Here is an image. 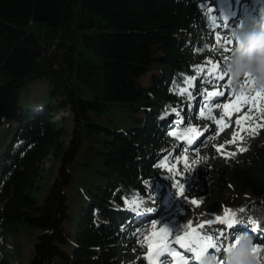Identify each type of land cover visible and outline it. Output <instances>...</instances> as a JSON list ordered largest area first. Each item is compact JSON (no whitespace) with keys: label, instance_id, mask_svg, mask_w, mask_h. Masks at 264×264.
Listing matches in <instances>:
<instances>
[{"label":"trees","instance_id":"trees-1","mask_svg":"<svg viewBox=\"0 0 264 264\" xmlns=\"http://www.w3.org/2000/svg\"><path fill=\"white\" fill-rule=\"evenodd\" d=\"M203 1L0 0V264L20 262L25 230L35 234L30 264H113L132 230L122 198L172 199L178 183L206 213L264 204L257 134L246 156L226 152L220 169L198 175L160 122L181 102L184 75L211 55L192 39L209 29ZM36 83L47 89L32 104L25 90ZM115 106L127 125L98 120ZM52 156L59 168L42 192Z\"/></svg>","mask_w":264,"mask_h":264},{"label":"rangeland","instance_id":"rangeland-1","mask_svg":"<svg viewBox=\"0 0 264 264\" xmlns=\"http://www.w3.org/2000/svg\"><path fill=\"white\" fill-rule=\"evenodd\" d=\"M210 4L215 5L214 9H210L211 12L214 13L211 17H215L214 29H218V36L223 40V37H229L230 33L234 30V24L237 19H241L242 17L251 18L253 13L254 20L261 19L262 9L264 8V0H209ZM248 2V5L245 3ZM227 9L228 14L227 18L222 15L223 10ZM257 31H259L260 35L264 37V30L257 26ZM214 38L209 37L208 42L214 41ZM227 40V39H226ZM253 58V68L264 63V58L260 57L258 54L252 56ZM227 61V62H225ZM224 64H218L214 60H210V63L201 66V69L211 68L212 65H217L219 68L224 67L229 68V70L234 72L233 58L227 57V59L222 60ZM254 72V71H253ZM249 72H245L242 75L238 76L236 79V83L233 85L231 89L234 95L242 92L245 95V92L250 88L252 89L251 94H247L242 104L235 105L236 114L234 118L227 123H222L215 125L208 133V138L206 140L205 147V156L201 157L200 154H195L193 156L184 154L183 160L185 164L190 166L193 171H197L199 175L207 174L211 172V170H218L224 164V154L227 151L230 144H233L234 152L238 155L246 156L249 152L248 147L244 144L242 140V132L245 130L247 121L250 120L252 123L259 125L260 135L258 136L257 144L260 146L264 143V118L262 116V112H264V85L261 84L258 77H251L248 74ZM199 77H202V71H198L196 74ZM249 80V82H248ZM251 80V82H250ZM4 79L0 74V85L4 83ZM191 83L186 84V92L185 90H181V93H187L189 95H193L191 92V85L194 83V80H190ZM218 85V82L216 83ZM224 86V84H223ZM244 87L243 89L241 87ZM254 86V88H252ZM46 85L43 83H36L32 85L30 88L25 90V94L30 98V102L32 104H39L45 98L46 94ZM221 92V91H220ZM195 98L196 96L193 95ZM233 103L238 100L237 96H233ZM202 101L199 102L201 104ZM211 113L215 116L216 120L219 121L222 116V108L214 106L211 108ZM64 112V113H63ZM62 113L67 116L68 126L70 128L73 127V118L69 111L64 110ZM164 119L168 121H172L175 117H179L178 111L176 113L172 111H167L164 114ZM128 111L121 106H115L110 108L103 117H99L98 120L105 125L113 126L119 125L121 127L128 124L126 118H128ZM240 121L239 124L236 122ZM16 124H13V126ZM226 127V128H225ZM6 126L0 128V136L4 134ZM178 133V131H174ZM234 136L236 137L234 139ZM192 158V159H191ZM193 163V164H192ZM59 168V161L55 160L52 156L49 161L45 164V172L41 179V187L42 192L46 191L50 186L55 173ZM76 190H79V185L75 187ZM73 191V195L77 193V191ZM39 201H43V196L39 195ZM132 201H136V204H132ZM193 200L186 199L183 203L177 204L175 207H172L170 204L165 203L160 207V211L162 214L156 216L152 222H142L140 228H136V239L134 241H129L127 245H130V251L126 255H122L118 257L113 264H142L140 259V254L145 250L146 245L152 239V236L156 230H163V240L168 241V243L175 244L177 239L175 232L173 230V225L177 222H181L182 225H189L192 227H200L206 223V221H210L212 218V214H202L199 211L200 206L198 203H192ZM125 206L128 210H130L133 216V221L137 223V214L138 211L134 209V207H140L141 212H145L151 209H154V202L143 198L141 196H134L132 199H125ZM129 202V204H128ZM132 206V207H130ZM138 210V208H137ZM229 214H235L236 223H243L244 221H259L261 223V228H264V205H260V203L256 204L255 201H243V203H238L236 207L232 208L228 211ZM140 214V213H139ZM202 214V215H201ZM142 216V214H141ZM241 221V222H239ZM143 224L145 226H143ZM142 227V228H141ZM69 230L73 229L72 225H68ZM34 233L30 232V230H25L19 235V244L20 247V262H16L15 264H30L31 258L33 256L34 249ZM203 237L205 235H202ZM206 238V236H205ZM211 240H215V238H211ZM253 245L260 246L264 248V242H255L249 240ZM264 241V237H263ZM164 242V241H163ZM240 244H237L238 247ZM264 261V258H262Z\"/></svg>","mask_w":264,"mask_h":264},{"label":"snow or ice","instance_id":"snow-or-ice-1","mask_svg":"<svg viewBox=\"0 0 264 264\" xmlns=\"http://www.w3.org/2000/svg\"><path fill=\"white\" fill-rule=\"evenodd\" d=\"M212 19H213V21H215V17H213ZM217 40L220 41L218 43V45H222V48H223L224 51H229L230 52V47L229 46H231V43H232L231 41L221 40V38L219 36H217ZM224 59L226 60L227 56H225ZM200 71L204 72V77L203 78H205V83L210 84V85H215L218 81H226V84L228 86H230L228 80H226V74L217 65H212V67L207 69L206 71L204 69H201ZM189 83H191V81H189ZM186 91L187 90L185 89V92ZM223 95H224L223 92H211V93H208V95L205 97V100L206 101H210L213 96H223ZM225 108H227V106H225ZM206 111L208 113V118L214 119V117L211 116V111H212L211 107H208L206 109ZM221 119H223V117H221ZM217 123H219V121H217ZM236 123L239 124L240 121H237ZM186 131L187 132H191V133H195L196 130L195 129H187ZM170 135L179 136L181 134H178L176 132H172V133H170ZM235 138L236 137L234 136V139ZM187 142L189 144H191L193 141H192V139H188ZM177 186L181 189L179 195L183 196L184 193H183L182 189L184 188V184L183 183H178ZM192 203L196 204L197 201H192ZM132 204H136V201H132ZM234 217H235L234 213L228 215L224 219H220L219 217H215V218H213V220L209 221V224L215 223V222H219V223L225 224L227 226V229L230 230V229H232L233 225L236 223V220H235ZM178 230L179 229H177L176 231H178ZM253 231H255V228L253 229ZM205 235H207V233H205ZM235 235H236L235 232L229 233V232L221 231L218 234L215 243H213L211 238H209L206 245L202 244V243H199V241L203 240V237H199L198 236L196 238V241H194V243L197 244V247H196L197 257H199L203 252L207 251V249H209V248H215V249L219 250L221 247L225 246L224 245V241H226V240L228 241L227 247L229 249H231L232 247L235 246V244L237 242L235 240ZM176 242L179 243L180 242L179 239H177ZM183 246L184 247H189V250H191L189 245H183ZM262 252H264V248H262L260 246H255L253 248V255H254V258L256 259V261L261 260V253ZM169 254L170 255H175L176 253H175L174 250L169 249ZM160 264H167V260H161ZM219 264H223V261L221 260L219 262Z\"/></svg>","mask_w":264,"mask_h":264},{"label":"clouds","instance_id":"clouds-1","mask_svg":"<svg viewBox=\"0 0 264 264\" xmlns=\"http://www.w3.org/2000/svg\"><path fill=\"white\" fill-rule=\"evenodd\" d=\"M246 41L248 38H245ZM253 58L251 55L244 59L237 57L234 62V76H240L248 71H255L258 73V79L264 85V63L253 68ZM228 264H257L253 255V245L249 240H244L240 245L228 256Z\"/></svg>","mask_w":264,"mask_h":264},{"label":"bare ground","instance_id":"bare-ground-1","mask_svg":"<svg viewBox=\"0 0 264 264\" xmlns=\"http://www.w3.org/2000/svg\"><path fill=\"white\" fill-rule=\"evenodd\" d=\"M227 12H225V14H226ZM247 21H248V19H246ZM249 22V21H248ZM248 23H246V25H247ZM245 25V26H246ZM253 26H255V23H253ZM247 27V26H246ZM162 242H163V240H162ZM162 246H164V245H162Z\"/></svg>","mask_w":264,"mask_h":264}]
</instances>
